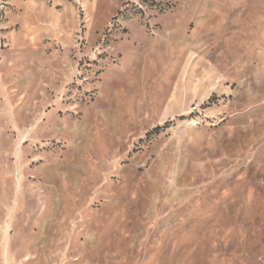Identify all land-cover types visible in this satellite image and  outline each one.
I'll return each instance as SVG.
<instances>
[{
    "label": "rangeland",
    "instance_id": "1",
    "mask_svg": "<svg viewBox=\"0 0 264 264\" xmlns=\"http://www.w3.org/2000/svg\"><path fill=\"white\" fill-rule=\"evenodd\" d=\"M0 264H264V0H0Z\"/></svg>",
    "mask_w": 264,
    "mask_h": 264
},
{
    "label": "trees",
    "instance_id": "2",
    "mask_svg": "<svg viewBox=\"0 0 264 264\" xmlns=\"http://www.w3.org/2000/svg\"><path fill=\"white\" fill-rule=\"evenodd\" d=\"M165 126L166 125H164V126H157V127H155L154 128V130L152 131V132H154V133H159L160 131H162L163 130V128H165Z\"/></svg>",
    "mask_w": 264,
    "mask_h": 264
}]
</instances>
